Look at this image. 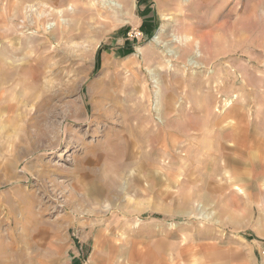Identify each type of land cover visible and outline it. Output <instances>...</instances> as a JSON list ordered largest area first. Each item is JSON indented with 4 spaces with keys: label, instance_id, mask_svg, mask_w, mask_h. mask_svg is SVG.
<instances>
[{
    "label": "rangeland",
    "instance_id": "rangeland-1",
    "mask_svg": "<svg viewBox=\"0 0 264 264\" xmlns=\"http://www.w3.org/2000/svg\"><path fill=\"white\" fill-rule=\"evenodd\" d=\"M0 264H264V0H0Z\"/></svg>",
    "mask_w": 264,
    "mask_h": 264
},
{
    "label": "bare ground",
    "instance_id": "bare-ground-1",
    "mask_svg": "<svg viewBox=\"0 0 264 264\" xmlns=\"http://www.w3.org/2000/svg\"><path fill=\"white\" fill-rule=\"evenodd\" d=\"M227 2H230L231 0H226ZM173 5V4H172ZM164 30V29H163ZM163 33V32H162ZM187 34V33H186ZM213 34H215V33H213ZM212 34V35H213ZM160 36V35H159ZM159 36L158 37H156L155 39H154V44L155 45H157L158 43H159ZM189 37L191 36V35H188ZM189 37H187V36H185V39L187 40H185V42H186V44H187V47H189L190 49H194V48H197L198 49V51L200 52V50L202 49L201 48V41L200 40H198L199 41V43H198V41H197V37L195 38V36L193 37V39H190ZM216 38H217V36H215ZM217 40V39H216ZM219 40V39H218ZM221 40V39H220ZM185 44V43H184ZM154 50H152L151 52H150V55H147V56H145L144 57V61L147 63V64H152V63H154L155 62V60L157 59V57H156V55L154 54V52H153ZM202 55V54H201ZM152 56V57H151Z\"/></svg>",
    "mask_w": 264,
    "mask_h": 264
}]
</instances>
